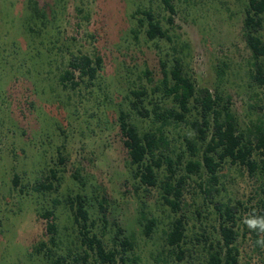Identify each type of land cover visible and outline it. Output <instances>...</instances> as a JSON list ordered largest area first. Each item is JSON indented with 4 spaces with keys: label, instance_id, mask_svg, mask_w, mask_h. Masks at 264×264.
<instances>
[{
    "label": "rangeland",
    "instance_id": "obj_1",
    "mask_svg": "<svg viewBox=\"0 0 264 264\" xmlns=\"http://www.w3.org/2000/svg\"><path fill=\"white\" fill-rule=\"evenodd\" d=\"M33 2L47 12V22L32 23ZM247 2L175 0V23L170 25L171 14L160 0H0V264H46L36 253L42 242L65 256L68 251L81 252L79 228L66 202L77 194L89 198L88 210L95 222L91 235L97 233L107 246H112L116 221L135 238L132 254L139 264H186L169 257L165 232L173 215L162 205L160 190H136L139 185L127 167L119 115L131 113V122L141 132L153 129L152 116L144 118L132 111L131 91H148V110L156 103L172 108V99L157 92L156 86L163 78L161 63L181 57L199 90L232 97L231 109L242 131L264 122V91L251 79V53L243 38ZM148 9L173 41L148 40L146 27H140L135 16ZM78 52L102 57L100 86L84 84L73 91L60 82L70 54ZM224 63L220 81L217 70ZM261 151L253 155L259 164L256 173L228 162L218 173L212 195L203 192L211 185L205 171L189 181L184 195L190 235L201 232L198 212L203 226L215 233V205L238 208L239 264H264V246L257 247L252 229L243 223L264 201ZM53 170L61 178L57 190L34 191L37 180L51 177ZM77 173L82 181L74 178ZM15 175L21 179L17 189ZM143 194L148 211L159 223L151 238L137 223ZM105 195L109 202L106 231L98 207ZM56 199L60 205L53 208ZM47 210L55 212L56 246L42 216Z\"/></svg>",
    "mask_w": 264,
    "mask_h": 264
},
{
    "label": "trees",
    "instance_id": "obj_2",
    "mask_svg": "<svg viewBox=\"0 0 264 264\" xmlns=\"http://www.w3.org/2000/svg\"><path fill=\"white\" fill-rule=\"evenodd\" d=\"M174 1L160 0L164 9L171 14L167 19L170 25L175 23ZM30 4L32 23L37 25L39 21L47 22V12L40 8L37 2ZM135 16H139L140 27H146L148 40L173 41L151 9L139 10ZM33 29L34 27H31V30ZM137 35L135 32L136 37ZM243 38L251 53V79L264 91V0H248ZM161 64L163 78L156 90L171 98L174 106L168 109L156 103L152 110H148L145 106L148 91L145 88L131 91L134 97L130 100L132 111L144 118L152 116L153 129L141 132L131 122V113L120 112L119 127L127 151V167L132 178L138 182L139 187H136V190L143 188V193H148L155 188L159 189L162 205L168 207L173 215L169 229L165 232L169 257L186 264H239L241 254L238 208L221 202L215 205L218 221L215 233L203 226L204 218L198 212L196 217L201 223V232L190 235L184 195L189 181L194 176H200L203 171L209 175L208 182L211 184L209 188L205 187L203 192L212 195V190L219 183L218 173L228 162L246 167L250 173H256L259 164L253 155L255 151L260 150H263L261 152L264 154V122L253 123L248 131H242L238 118L231 109V96L217 90L215 93L205 88L199 90L194 80L185 72L181 57H174L170 64ZM226 67L224 63V66L217 70L220 81ZM102 69V57H92L81 52L71 53L67 68L60 74L59 79L64 87L73 91L84 84L87 88L96 87L100 86L98 77ZM145 74L149 81L153 82L152 73L147 70ZM174 132L177 133L176 136L173 135ZM262 165L261 169L264 170V160ZM74 178L82 181L79 173ZM60 181L61 178L53 170L51 177L37 180L33 190L42 194L54 192ZM13 184L16 189L21 187L18 175L14 176ZM21 193H24V190H21ZM144 195L146 194L140 197L137 223L142 227L143 235L151 238L159 223L158 218L148 211L147 203L142 200ZM66 202L74 223L79 228L83 249L81 252L68 251L65 256L42 242L36 253L46 264H139V258L132 254L136 247L135 238L133 235H126V231L116 221V232L111 247L107 246L97 233L91 235L90 226L95 225V222L91 221L89 198L86 195L77 194L69 197ZM261 204L259 211L252 212L253 216L264 217V201ZM59 205V200L53 201V208ZM108 205L106 195L98 201L104 231L109 225ZM42 216L47 221L51 243L56 246L58 227L55 223V212L47 210ZM252 231L257 247L262 248L264 245H259L257 241L264 239V233H260L258 229Z\"/></svg>",
    "mask_w": 264,
    "mask_h": 264
},
{
    "label": "clouds",
    "instance_id": "obj_3",
    "mask_svg": "<svg viewBox=\"0 0 264 264\" xmlns=\"http://www.w3.org/2000/svg\"><path fill=\"white\" fill-rule=\"evenodd\" d=\"M243 223L247 225L249 229H258L260 233H264V217H247L243 220ZM257 243L259 245H264V239H259Z\"/></svg>",
    "mask_w": 264,
    "mask_h": 264
}]
</instances>
